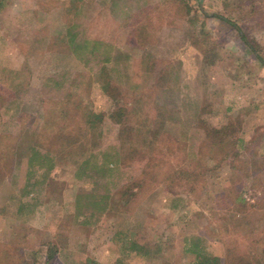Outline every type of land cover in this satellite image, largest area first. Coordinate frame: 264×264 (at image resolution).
Segmentation results:
<instances>
[{
    "label": "rangeland",
    "instance_id": "1",
    "mask_svg": "<svg viewBox=\"0 0 264 264\" xmlns=\"http://www.w3.org/2000/svg\"><path fill=\"white\" fill-rule=\"evenodd\" d=\"M200 6L240 25L264 58V0H0V264H189L194 235L231 256L209 222L252 181V255L264 249V64ZM71 23L108 50L72 52ZM104 150L121 154L108 174L87 164L76 175ZM105 191L110 209L84 207Z\"/></svg>",
    "mask_w": 264,
    "mask_h": 264
},
{
    "label": "trees",
    "instance_id": "2",
    "mask_svg": "<svg viewBox=\"0 0 264 264\" xmlns=\"http://www.w3.org/2000/svg\"><path fill=\"white\" fill-rule=\"evenodd\" d=\"M201 8V6H200ZM203 13L205 15H211L219 20L226 21L230 25H232L239 33L240 38L245 42V44L254 52L256 57L259 59V61L264 64V58L260 54V52L257 50V46L250 41V39L247 37L246 33L242 29L240 25H238L235 21L230 19L229 17L217 13V12H210L208 13L204 9L201 8ZM78 25L77 24H70L69 27L67 28V33H66V43L68 44L69 47H71L72 52L76 53L78 48L80 47H87L90 45V50L94 51L97 50L99 46H103L108 50V47H110V42L109 39L103 40L102 38H97L96 36H90V37H80L79 36V30L77 29ZM94 44V45H93ZM107 56V54L105 55ZM105 59H108L106 57ZM114 110V111H113ZM122 113L118 116L117 111L114 109H111V111L108 113V117L116 122L121 123L122 121ZM211 131H214L218 135H214L215 138H219V140L225 139L226 136L223 133L221 129H216L213 128ZM213 136V133L211 134ZM208 139V138H207ZM12 148V147H11ZM232 148V147H231ZM231 148L228 149V151H225V153L230 155ZM10 149V147H9ZM10 152V150H9ZM119 151H107L104 150L100 152V154H103L102 161L98 162L100 164H97L96 160L92 159L91 162V153L89 155H86L80 163L77 165V170H76V175L81 176L83 174V169L84 166L87 164H90L91 166H94V170H102L100 174H103V171L108 174V171L110 172L113 169V164H117L121 158V154L119 155ZM227 154V155H228ZM226 155V156H227ZM96 156H94L95 158ZM93 158V157H92ZM116 159V160H115ZM227 159V158H225ZM228 160V159H227ZM230 167H234L233 159L230 161H227ZM206 170L202 171V173L199 171V175L201 176L200 179H198V182H200L199 185H201V188L203 190L198 192L197 189L194 187V182L192 181L191 184V191L193 192L192 195L195 196V198H199L200 195L208 190L207 188V174ZM184 174V173H183ZM189 175L194 176L196 173H194L193 170H190L188 172ZM110 175V174H109ZM197 177V174H196ZM193 180V179H192ZM258 183L256 181H252L251 185H246V184H238V186H234L233 190L232 189H226L223 192H227L231 190L234 192V197L232 200H228L229 202H226L224 207H228V212L224 211V213H220L221 206L218 204L216 207L215 213L212 215V222H209L213 229L212 233L216 237H220L222 239V242H224L226 245H231L234 247L235 252L231 256H226L224 258L212 254L211 252H207L205 247H203L202 241L203 238L200 235H194L190 237H185L184 239V252L187 253L190 257L189 264H264V258H262L263 263L259 260L264 254V249L259 250L260 247L257 248L259 250V253L256 255H252V252L254 251V246L253 243L257 242V237L259 236V233L256 231L258 229L253 228L249 224V214L247 215L245 212H247V205L248 202L246 201V193H249L251 196L254 194L253 192L249 191V187L251 189H257ZM249 186V187H248ZM199 187V186H198ZM199 187V189H201ZM196 190V192H195ZM184 192H182L183 194ZM211 194L212 192L210 191V200L214 202L215 199H211ZM84 196V195H83ZM187 196V195H186ZM82 195L78 194L76 196V201H79V198H81ZM84 207H90L93 210L96 211H107L108 209L111 208L112 206V198H113V193L110 191H105L98 197H89L88 195H85L84 197ZM178 200H183L182 197L177 198ZM177 200V201H178ZM176 201V202H177ZM194 200L191 199L190 202H193ZM252 206L253 204H249ZM176 204H172V206L169 207V209L172 210V208H175ZM78 208V207H76ZM224 208V210H225ZM19 209V208H18ZM39 209L36 208V211ZM199 213V211H197ZM200 214V213H199ZM263 239H261V236L258 238L262 242H264V236L262 235ZM251 238V239H250ZM130 249L138 248L144 255H153L152 253L154 252L153 250L145 249L142 247V245H139L136 243L135 240H130ZM169 249V248H168ZM156 256H161L163 258L162 251L164 250L162 248V245L159 243V245L156 246ZM56 252H58V248L56 246ZM50 254L52 252H49ZM66 253V252H65ZM70 253L67 252V255ZM120 259H117V262ZM121 263V262H120ZM79 264H99L98 261L96 260H90L89 258H83L81 259Z\"/></svg>",
    "mask_w": 264,
    "mask_h": 264
}]
</instances>
